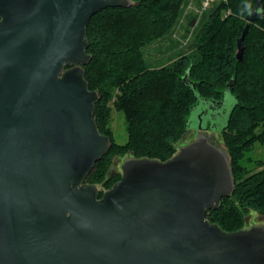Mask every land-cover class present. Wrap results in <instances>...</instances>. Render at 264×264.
I'll list each match as a JSON object with an SVG mask.
<instances>
[{
  "label": "water",
  "instance_id": "water-1",
  "mask_svg": "<svg viewBox=\"0 0 264 264\" xmlns=\"http://www.w3.org/2000/svg\"><path fill=\"white\" fill-rule=\"evenodd\" d=\"M132 3L0 0V264H264V225L226 231L207 217L235 178L202 123L171 158L128 157L106 190L86 181L111 146L85 78L87 26Z\"/></svg>",
  "mask_w": 264,
  "mask_h": 264
},
{
  "label": "trees",
  "instance_id": "trees-1",
  "mask_svg": "<svg viewBox=\"0 0 264 264\" xmlns=\"http://www.w3.org/2000/svg\"><path fill=\"white\" fill-rule=\"evenodd\" d=\"M184 1L132 0L128 7H107L92 16L87 26V52L92 57L85 78L100 95L94 118L111 146L86 181L111 188L121 174L112 176L109 167L115 156L129 151L138 158H171L186 131L198 128L199 115L203 113L206 126L212 112V127L226 139L235 190L217 209H209L207 217L226 231H236L245 227L251 211L264 215V168L253 171L241 164L254 144H264V0L262 16L250 24L245 37L243 60L236 58L237 42L256 0L215 2L200 19L193 51L155 64L145 49L169 37ZM117 15L121 21H110ZM226 106L229 110L223 114ZM114 107L126 116V144L112 138L109 121Z\"/></svg>",
  "mask_w": 264,
  "mask_h": 264
},
{
  "label": "rangeland",
  "instance_id": "rangeland-1",
  "mask_svg": "<svg viewBox=\"0 0 264 264\" xmlns=\"http://www.w3.org/2000/svg\"><path fill=\"white\" fill-rule=\"evenodd\" d=\"M182 9V14L179 16L176 24L173 26L169 37L161 41H156L145 49L147 58L151 61H154L155 64L157 61L162 59L163 61L171 62L172 59H177L180 54H190L193 51L192 45L195 31L198 28L200 19L205 12V10H203V0H185L182 4ZM121 18V16L117 15L111 18L110 21H121ZM192 21L195 22L194 25H191ZM117 92L118 90L116 89L114 94ZM113 100L114 98H112L110 101L111 104H113ZM233 102V98L229 99L228 107H230ZM109 126L113 132V141L117 142L118 144H126L128 142L129 133L126 116L121 110H118L115 107L112 109ZM197 137L198 131L196 129H188L178 142L177 151L181 146L188 144ZM212 139L218 145L227 150L228 147L224 133L217 131L213 135ZM128 157H134V153L129 151L124 156H115L114 160L117 161V165L112 163L109 167V172L112 170V168H114V170L117 172L116 175L119 173L122 174L121 165ZM262 162H264V144L258 142L246 152L244 158L241 160V164L243 166H246L249 170L253 171L262 170L264 168V165H260ZM97 185H102L105 189H108L103 184ZM246 218H248V224H246V227L253 225H264V215L257 211H251V213L247 215Z\"/></svg>",
  "mask_w": 264,
  "mask_h": 264
},
{
  "label": "flooded vegetation",
  "instance_id": "flooded-vegetation-1",
  "mask_svg": "<svg viewBox=\"0 0 264 264\" xmlns=\"http://www.w3.org/2000/svg\"><path fill=\"white\" fill-rule=\"evenodd\" d=\"M204 112L205 113H209V110H204ZM210 120L211 121H209V125H206V126H204L203 127V130H204V132L205 133H213V135L217 132L216 130H213V129H211L212 128V126H214L215 125V123H214V121H213V119H215L214 118V114L212 113V112H210ZM199 118H200V123H203V113H201L200 115H199ZM192 129H196L197 131H198V128H192ZM220 132V131H219ZM114 162H117V161H115L114 160ZM113 162V163H114ZM116 171L114 170V168H112V170L110 171V174L112 175V176H115L116 175ZM98 186H100V187H102L104 190H106L105 188H104V186H102V185H98ZM102 193H103V191H101ZM246 224H248V221H246ZM245 227H246V225H245Z\"/></svg>",
  "mask_w": 264,
  "mask_h": 264
},
{
  "label": "built area",
  "instance_id": "built-area-1",
  "mask_svg": "<svg viewBox=\"0 0 264 264\" xmlns=\"http://www.w3.org/2000/svg\"><path fill=\"white\" fill-rule=\"evenodd\" d=\"M217 1L219 0H203V10L208 9L210 6H212Z\"/></svg>",
  "mask_w": 264,
  "mask_h": 264
}]
</instances>
